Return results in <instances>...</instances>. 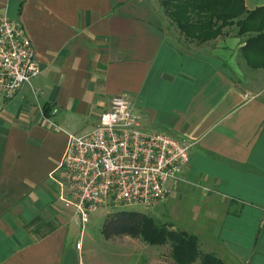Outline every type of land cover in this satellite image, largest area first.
Listing matches in <instances>:
<instances>
[{
	"label": "crops",
	"instance_id": "0c3cea01",
	"mask_svg": "<svg viewBox=\"0 0 264 264\" xmlns=\"http://www.w3.org/2000/svg\"><path fill=\"white\" fill-rule=\"evenodd\" d=\"M0 12L22 23L40 66L0 102V264L166 263L158 247L137 259L84 248L56 182L68 134L93 128L117 93L143 130L192 143L165 199L190 197L199 249L264 264V67L246 63L247 34L232 24L197 44L146 0H0Z\"/></svg>",
	"mask_w": 264,
	"mask_h": 264
},
{
	"label": "built area",
	"instance_id": "2783aa9c",
	"mask_svg": "<svg viewBox=\"0 0 264 264\" xmlns=\"http://www.w3.org/2000/svg\"><path fill=\"white\" fill-rule=\"evenodd\" d=\"M40 73L35 48L22 23L0 12V102ZM192 143L141 128L140 116L125 93L110 99L97 123L82 134H68L56 180L61 198L80 221L112 204L152 207L166 198L168 181L188 162ZM80 247V243L76 244Z\"/></svg>",
	"mask_w": 264,
	"mask_h": 264
},
{
	"label": "trees",
	"instance_id": "16d2710c",
	"mask_svg": "<svg viewBox=\"0 0 264 264\" xmlns=\"http://www.w3.org/2000/svg\"><path fill=\"white\" fill-rule=\"evenodd\" d=\"M163 11L186 39L211 40L223 28L235 24L238 34H247L241 52L251 68L264 67V5L247 9L244 0H159ZM48 116L47 108H43ZM159 223L153 216L135 210L108 213L102 225L106 239L121 236L141 237L151 245L170 246L176 264H223L211 252L199 249L198 237L184 229Z\"/></svg>",
	"mask_w": 264,
	"mask_h": 264
},
{
	"label": "rangeland",
	"instance_id": "374dc122",
	"mask_svg": "<svg viewBox=\"0 0 264 264\" xmlns=\"http://www.w3.org/2000/svg\"><path fill=\"white\" fill-rule=\"evenodd\" d=\"M146 1L151 6L154 5V9L157 15H162V16L166 15L165 12L163 11V8L159 0H146ZM167 20L171 22L168 17ZM234 27L236 29L237 26ZM229 29L232 30L233 28L231 29L229 27ZM189 40L195 41L193 39H189ZM196 43L199 44V42ZM174 193L172 194L171 192L167 199L162 200L161 202H159L158 204L152 207H144L140 205H130V204H121L118 206H114L112 204H109L106 206H101L97 210L90 212L89 220L86 223H84L83 232H82V234L84 233L82 237L83 241L85 242L84 248H89L91 251L97 253L110 252V250L112 249L113 252H115L116 249H118L117 251L119 252L120 255H124V254L134 255L135 259H137V257H139L140 255L146 256V254L151 253L153 250L150 249H154L158 247L157 251L163 253L164 256H166L165 257L166 263H161V264H169V262L172 261L171 260L172 257L170 255V246L168 244L160 245V246H155V245L150 246L151 244L145 242L141 237L133 238L130 236L116 237L115 239H113L114 242H112L111 240L104 242L106 241V238L102 233V225L108 213H111L116 210L125 209V210H135V211L147 213L153 216L154 219L159 223H167V224L170 223L172 225L171 228L191 231L194 229V226L196 225L193 222L191 216L192 200L190 199V197L187 198L186 196L185 197L182 196L178 198L176 193L175 194ZM79 222L81 223L80 217H79ZM79 227H81L80 224ZM117 245L118 247H116ZM120 260L121 261H119V264H126L123 262L122 259ZM194 264H199V263L196 262Z\"/></svg>",
	"mask_w": 264,
	"mask_h": 264
}]
</instances>
